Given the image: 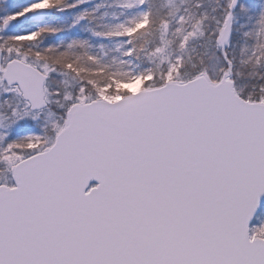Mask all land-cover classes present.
<instances>
[{
  "label": "snow or ice",
  "instance_id": "6c2138e0",
  "mask_svg": "<svg viewBox=\"0 0 264 264\" xmlns=\"http://www.w3.org/2000/svg\"><path fill=\"white\" fill-rule=\"evenodd\" d=\"M0 264H264V0H0Z\"/></svg>",
  "mask_w": 264,
  "mask_h": 264
}]
</instances>
